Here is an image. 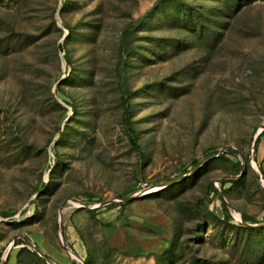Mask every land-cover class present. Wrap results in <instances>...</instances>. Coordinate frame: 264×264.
Returning <instances> with one entry per match:
<instances>
[{
    "label": "rangeland",
    "instance_id": "obj_1",
    "mask_svg": "<svg viewBox=\"0 0 264 264\" xmlns=\"http://www.w3.org/2000/svg\"><path fill=\"white\" fill-rule=\"evenodd\" d=\"M160 2L0 0V264H45L27 240L52 264H264V240L259 254L234 225L264 222V0L229 20L180 0L204 37Z\"/></svg>",
    "mask_w": 264,
    "mask_h": 264
},
{
    "label": "trees",
    "instance_id": "obj_2",
    "mask_svg": "<svg viewBox=\"0 0 264 264\" xmlns=\"http://www.w3.org/2000/svg\"><path fill=\"white\" fill-rule=\"evenodd\" d=\"M215 1L221 3L220 4V7L216 10V12L221 13L222 14L221 16H224L225 19L228 18V20H229V19H231V12H233V13L238 12L239 10H241V8L243 6H245V5L247 6L248 4H250L251 2H253L254 0H215ZM166 2H169V4L172 5V8H173L174 11L177 10V13L180 12V15L179 14L178 15H174L175 13L172 14L173 12L172 13H169L167 15V18H166L167 21L168 20L170 21V19H171V22H174L175 20L176 21L178 20L179 24H182L185 21H187V18H188V21L190 20V23H191V21H193V16H195V14L187 11V9L184 8L183 3H181L180 0H161L159 6L162 7L163 5L167 4ZM63 8H64V5H63L62 9ZM197 24H199L200 27L202 28V30L199 31L198 36L204 37L203 36V32L206 29L203 28V26L201 25V23L197 19L194 20V24H192L193 32H196L195 30L197 28ZM211 26H212V32L213 33L215 31H220L221 30V28H220L221 25L219 23L212 22ZM81 30H82V27L80 25L77 26V27L70 26L69 27V33L66 36L65 41H64V45H68L72 41H76V40H79V38L85 37V34L82 33ZM153 42H155V39L152 41V43ZM156 46L158 48H162V42H161V40L156 41ZM59 48L62 51V48L60 46H59ZM68 81H71V79H69ZM59 84L56 87V90L57 91H60V85ZM130 98L131 97L125 96L124 94H122L121 97H120V103H121V105L123 107V122L125 124V128H126V131H127V135L129 137V142H130L131 147L133 149H135V150H139V146H138V144L136 142V131H135V129H134L133 125H132V122H131L132 107H131V104H130ZM71 108H72V113L74 115L75 114V111H76V107H74V106L71 105ZM63 135H64V130L63 131H60L59 130L58 131V137H59L58 138V141L60 139H65V137ZM261 137H262V133L259 135V137L257 138V141L255 143V148H254L255 152H256V150L258 148V145L260 143ZM216 154H219V152H213V153H211L210 157H213ZM227 154H236V152L233 151V150H226L224 153L219 154L218 155V158H224V156L227 155ZM57 158L58 157L55 154L54 167H53L52 171L54 170V168L57 165V163H59V161H57ZM141 159H143L142 158V155H141ZM247 162L248 161H246V163ZM199 165H200V163L193 162V164H192L191 169H190L189 172H191V174L193 172H195L194 170H196ZM242 166L243 165L241 164V161L240 160L237 161L233 165V168L235 169L234 177L233 178H235V177H237V176L240 175V173L242 171V169H241ZM52 171H51V173H52ZM256 177L259 178L258 175H256ZM50 178H52V177H50ZM173 180H175V179H173ZM228 182L229 183H236V180L232 179V180H229ZM224 183H226V182L225 181H222L221 182V185H223ZM48 188H49V182L41 181L40 182V187L37 189L36 193H39V192L42 193V192H44V190H46ZM210 190L212 191L213 195H215L217 197L220 196L219 195V191L216 189V187H214V185H211L210 186ZM127 197H128L127 194H125V195H118L116 198L117 199H124V198H127ZM221 203H222V206L225 209H227V207H228L227 203L224 200H221ZM121 205L122 204H120V203H111L107 207L114 208V207H118V206H121ZM97 213H98V209H94V210H91L90 211V214L92 215L93 218L96 217V214ZM0 215L3 218H8V217L11 216V215H9V213H1ZM226 218H229L228 213L226 215ZM243 222L248 223V224H251V225H256V226H245L244 224H242L240 222L234 221V225L236 226L235 229L238 232H241L243 235H245L247 237V246L249 244H251V246L255 245L256 246L255 249H256V252H257L258 250H260L259 247H260L261 243L264 240V225H263L264 222H256L253 218L247 217V216H244L243 217ZM258 253L260 254L261 251H258ZM32 254L34 256H36L41 262H44L45 264H52L50 262L51 261L50 259L43 258V257L39 256L37 253H35V252H33ZM8 260H9V258H8ZM84 262H86V261H84ZM5 264H8V263H5ZM69 264H80V263H78L76 260L73 259Z\"/></svg>",
    "mask_w": 264,
    "mask_h": 264
},
{
    "label": "water",
    "instance_id": "obj_3",
    "mask_svg": "<svg viewBox=\"0 0 264 264\" xmlns=\"http://www.w3.org/2000/svg\"><path fill=\"white\" fill-rule=\"evenodd\" d=\"M259 135H260V133H258V134L255 136V138H254V143H253V147H255V143H256L257 138L259 137ZM227 149H228L227 147L224 148L219 154L224 153V151H226ZM219 154H218V155H219ZM250 162H251V157H250V159H249V163H250ZM242 173H243V170L241 171V173H240L239 176H241ZM239 176H237V177H239ZM184 177H185V176H182V177H180V178H178V179H175V180L171 181L170 183L175 182V181H180V180H182ZM237 177H235V178H237ZM167 184H169V183H167ZM167 184H165V185L167 186ZM216 189H217V188H216ZM217 190H218V189H217ZM218 191H219V190H218ZM219 195H221L220 191H219ZM132 198H134V197H127V198L119 199V200L124 201V202H127V201L131 200ZM113 201H116V200L114 199V200H111V201L103 202V203L100 204V206H107V205L111 204ZM75 202H76V201H75ZM66 203H67V202L63 203L62 206H61V209L59 210V216H60V217H61V214H62L63 206H64ZM82 207H83V206H82ZM97 208H98V207H94V208H91V209L94 210V209H97ZM241 223H243L245 226H256V225H251V224L245 223V222H243V220H241ZM263 225H264V224H263ZM60 230L62 231V229H61V224H60ZM61 240H62L63 246H64L66 249H68V247H67V245H66V242H65V238H64L62 232H61ZM14 242H15V241H14ZM27 242H28V245H30V246L32 247L33 251H34L35 253H37L39 256H41V257H43V258H46V259L48 258V259H50L51 261H53V259H51L48 255H46L45 253H43V252H42L37 246H35L34 244H32L29 240H27ZM69 251H70V253H71L72 255H74L75 257H77V254H76L75 252H73V251H71V250H69ZM9 255H10V251L7 252L5 260H8ZM79 259L82 260L81 258H79Z\"/></svg>",
    "mask_w": 264,
    "mask_h": 264
},
{
    "label": "built area",
    "instance_id": "obj_4",
    "mask_svg": "<svg viewBox=\"0 0 264 264\" xmlns=\"http://www.w3.org/2000/svg\"><path fill=\"white\" fill-rule=\"evenodd\" d=\"M139 188H140V187H139ZM142 188H144V187H142ZM234 219H235L236 222H240V223H241V219H240V218H238V217H234Z\"/></svg>",
    "mask_w": 264,
    "mask_h": 264
}]
</instances>
